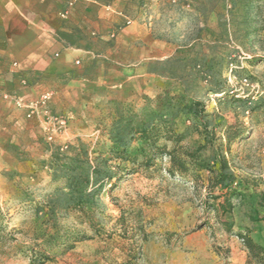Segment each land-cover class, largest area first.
Returning <instances> with one entry per match:
<instances>
[{
	"label": "rangeland",
	"instance_id": "obj_1",
	"mask_svg": "<svg viewBox=\"0 0 264 264\" xmlns=\"http://www.w3.org/2000/svg\"><path fill=\"white\" fill-rule=\"evenodd\" d=\"M197 4V0H166L162 4L165 17L157 20L150 38L174 44L177 48L169 57L182 59L208 53L209 44L218 46V55L226 49L234 50V62L223 65L221 71L231 90L228 98L264 100V0H224L205 18L197 11ZM150 15L147 8L141 20L147 28L153 21ZM139 56L138 51H130L126 61L139 60ZM116 70L121 78H109L105 68L99 81L84 84L80 101L71 99L78 111L70 117L49 109L52 91L46 90L34 99L48 93V112L66 121L65 130L50 142L44 137L40 116L28 118L24 108L6 102L23 110L26 119H36L39 134L34 141H8L0 148V264H161L166 258L183 257L174 253L188 236H196L193 246L200 248L193 259L202 260L205 253H213L227 262L230 253L241 245L236 233L248 231L255 239L264 234L263 222L252 224L249 219L253 214L251 205L236 200L230 218L232 232H225L216 223L215 212L204 208L205 191L200 182L189 175H168L166 156L146 165L152 157L147 145L150 141L136 139L124 151L116 147L109 132L117 118L133 116L142 120L152 112L171 113L189 100L172 79L143 72L140 67L121 66ZM193 96L204 102L206 112H214L220 130L235 124L244 132L240 139L228 143L218 133L236 175L233 186L241 182L242 187L254 184L258 191L263 190L264 107L242 117L230 104H218L217 99L222 97L213 93L203 90ZM68 121L74 124L69 126ZM166 126L174 136L183 134L178 144L182 151H190L201 142L184 114L179 113ZM162 134L163 125L155 144L172 150L173 140L163 139ZM78 142L87 145L91 161L106 159L116 177L99 192L98 207L60 210L49 220L46 199L63 185L60 179H52L51 153L56 148L66 152L69 145ZM214 194L220 192L215 190ZM260 215H264V208Z\"/></svg>",
	"mask_w": 264,
	"mask_h": 264
},
{
	"label": "crops",
	"instance_id": "obj_2",
	"mask_svg": "<svg viewBox=\"0 0 264 264\" xmlns=\"http://www.w3.org/2000/svg\"><path fill=\"white\" fill-rule=\"evenodd\" d=\"M165 1L78 0L69 5V0H0V92L30 103L40 93L52 91L49 109L72 116L78 110L71 99L79 102L84 84L99 81L105 68L111 79L122 77L116 70L121 66L140 67L147 73L149 61L172 55L177 46L150 38L157 20L165 17ZM147 8L153 18L148 28L141 22ZM136 44L139 48L133 49ZM130 51H138L139 60L126 61ZM36 134V119H26L23 110L0 99V148L8 141H34ZM196 238L188 236L177 246L174 255L182 254L181 259L166 258L161 264H247L240 244L227 262L213 253L193 259L200 254V248L193 246ZM256 238L264 247V234Z\"/></svg>",
	"mask_w": 264,
	"mask_h": 264
},
{
	"label": "trees",
	"instance_id": "obj_3",
	"mask_svg": "<svg viewBox=\"0 0 264 264\" xmlns=\"http://www.w3.org/2000/svg\"><path fill=\"white\" fill-rule=\"evenodd\" d=\"M221 1L224 0H197L196 9L205 18L215 11L216 5ZM217 48L216 44H209L206 54L196 55L190 59L168 57L149 63L147 73L178 82L189 97L188 102L180 108L174 107L171 113L152 112L145 115V119L142 120L133 116L119 117L113 122L109 134L116 147L122 151L130 147L136 139L150 141L147 145L151 147L152 157L146 160V165L153 164L155 159L166 156L169 159L166 170L168 175L177 177L189 175L200 182L205 191L204 208L208 212H215L216 223L220 224L225 232L231 233L233 222L230 218L236 201L241 203L247 201L251 205L253 214L249 215V219L252 224L260 221L264 224V215H260V210L264 208V189L258 191L254 184L251 186L246 184L242 187L241 182L236 184L237 187L233 186L236 183V175L231 167V161L222 150L223 144L218 133H221L228 143L240 139L244 132L237 129L235 124L220 130V126L215 123L214 112H206L204 102L193 95L204 90L206 94L210 92L222 97L217 99L218 104L221 101L230 104L233 111L242 117H249L264 107V100L235 96L228 98L231 90L221 71L223 65L234 62L235 58L232 57L234 50L226 49L218 55ZM233 73L235 77L240 75L236 71ZM179 113L187 117L201 136V142L190 151H182L178 146L183 134L174 136L171 128L166 126V123ZM161 125H163V139L174 142L170 151H167L164 145L155 144L157 139L155 137L160 136ZM87 150L86 144L78 142L69 145L66 152H60L59 148H56L51 153L52 179H60L63 185L55 189L46 199V214L49 220L53 218L54 212L60 210L82 209L86 206L98 207L99 192L116 177L106 159L98 157L91 161ZM202 172H205L206 176L203 177ZM215 190L220 194L215 195ZM219 198L221 201L215 204L213 201ZM235 235L246 252L247 264H264V247L253 241L248 231L238 232Z\"/></svg>",
	"mask_w": 264,
	"mask_h": 264
},
{
	"label": "built area",
	"instance_id": "obj_4",
	"mask_svg": "<svg viewBox=\"0 0 264 264\" xmlns=\"http://www.w3.org/2000/svg\"><path fill=\"white\" fill-rule=\"evenodd\" d=\"M78 0H69V5L74 4ZM66 15V12L61 14L62 17ZM76 64H79L77 61ZM0 99L4 102L11 101L18 108H24L28 118L32 116H40L42 124L44 126V137L47 141H53L57 134L63 132L66 128V121L60 116L50 114L47 110V101L49 100V94H42L37 100L30 103L24 102L20 98L10 97L7 94L0 93Z\"/></svg>",
	"mask_w": 264,
	"mask_h": 264
}]
</instances>
